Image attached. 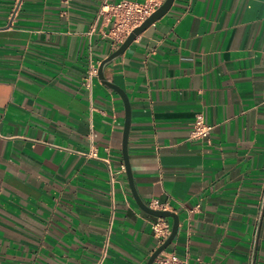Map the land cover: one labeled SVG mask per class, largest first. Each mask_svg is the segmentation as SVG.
Here are the masks:
<instances>
[{"label": "crops", "instance_id": "crops-1", "mask_svg": "<svg viewBox=\"0 0 264 264\" xmlns=\"http://www.w3.org/2000/svg\"><path fill=\"white\" fill-rule=\"evenodd\" d=\"M105 1L122 0H0V264H148L161 246L125 101L85 84L118 49ZM104 74L130 103L138 195L179 218L163 253L264 264V0H175Z\"/></svg>", "mask_w": 264, "mask_h": 264}, {"label": "built area", "instance_id": "built-area-1", "mask_svg": "<svg viewBox=\"0 0 264 264\" xmlns=\"http://www.w3.org/2000/svg\"><path fill=\"white\" fill-rule=\"evenodd\" d=\"M164 2L165 0H145L143 3L133 0H122L115 4L107 1L103 2L99 10V18L110 24L109 31L103 33V36L111 39L112 45L116 49L119 48L127 37L151 17ZM97 76L98 69L95 66H91L85 82L89 89H91L93 80ZM212 129V126L206 124L204 116L198 114L193 123L191 138L209 140ZM90 155H95V149L91 150ZM150 208L154 209L153 207ZM151 228L160 245H163L172 233V225L165 218H159L156 222L152 223ZM107 247L108 243L104 249V257ZM102 260L98 264H102ZM157 261L158 264H188L186 260L179 258L175 254L168 253H162Z\"/></svg>", "mask_w": 264, "mask_h": 264}, {"label": "water", "instance_id": "water-1", "mask_svg": "<svg viewBox=\"0 0 264 264\" xmlns=\"http://www.w3.org/2000/svg\"><path fill=\"white\" fill-rule=\"evenodd\" d=\"M175 0H165L164 4L151 16L149 17L141 26L136 28L125 40V42L113 53L111 54L107 59H105L101 65L98 68V78L101 80V82L116 90L124 99L126 108H127V119H126V127H125V134H124V144H123V152H124V158H125V168L128 174V180L131 187V190L134 194V197L136 201L138 202L139 206L148 214L158 217V218H173L174 219V226L172 233L168 240L161 245L151 256L148 264H154L156 259L168 248V246L172 243L173 239L175 238L178 228H179V218L176 214L165 211V210H155L150 208L148 205H146L140 196L138 195L132 169L130 165L129 155H128V138H129V132H130V103L128 101V98L124 91H122L119 87H117L115 84L109 83L104 74V68L106 65L110 64L112 61L116 60L122 54L125 53V51L130 47V45L136 40L138 36H140L142 33H144L150 26H152L154 23H156L158 20H160L162 17H164L172 8L173 3Z\"/></svg>", "mask_w": 264, "mask_h": 264}]
</instances>
